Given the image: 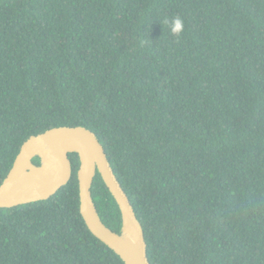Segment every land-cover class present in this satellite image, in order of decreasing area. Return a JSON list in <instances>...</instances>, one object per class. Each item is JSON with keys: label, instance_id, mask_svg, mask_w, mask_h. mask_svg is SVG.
Returning <instances> with one entry per match:
<instances>
[{"label": "trees", "instance_id": "obj_1", "mask_svg": "<svg viewBox=\"0 0 264 264\" xmlns=\"http://www.w3.org/2000/svg\"><path fill=\"white\" fill-rule=\"evenodd\" d=\"M58 127L96 135L150 264H264V0H0V184ZM69 159L52 197L0 208V264H123L86 228ZM90 191L119 233L98 173Z\"/></svg>", "mask_w": 264, "mask_h": 264}, {"label": "water", "instance_id": "obj_2", "mask_svg": "<svg viewBox=\"0 0 264 264\" xmlns=\"http://www.w3.org/2000/svg\"><path fill=\"white\" fill-rule=\"evenodd\" d=\"M69 154H76L79 159V212L86 228L123 264H150L142 226L96 135L86 128H51L23 142L0 184V208H13L52 197L71 178ZM34 158L39 159L38 165L33 163ZM96 173L118 207L119 233L101 222L92 201L90 189Z\"/></svg>", "mask_w": 264, "mask_h": 264}, {"label": "clouds", "instance_id": "obj_3", "mask_svg": "<svg viewBox=\"0 0 264 264\" xmlns=\"http://www.w3.org/2000/svg\"><path fill=\"white\" fill-rule=\"evenodd\" d=\"M164 23L169 26V31L172 35L178 37L184 31V22L180 17L173 18L170 23L165 20Z\"/></svg>", "mask_w": 264, "mask_h": 264}]
</instances>
